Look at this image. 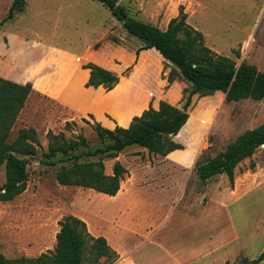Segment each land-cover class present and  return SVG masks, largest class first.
<instances>
[{
    "label": "rangeland",
    "instance_id": "rangeland-1",
    "mask_svg": "<svg viewBox=\"0 0 264 264\" xmlns=\"http://www.w3.org/2000/svg\"><path fill=\"white\" fill-rule=\"evenodd\" d=\"M13 1L0 0V23L6 17ZM178 1L119 0L118 4L126 9L129 18L151 24L161 30L166 29L168 22L178 15L182 7L188 16L187 23L202 33L207 47L219 55L229 57L237 65L244 61L264 73V0H201L202 6L197 8L183 7ZM23 2L22 12L16 13L13 19L0 27V73L7 78L16 79L20 75L23 76L20 81H26L29 76L27 68H42L44 59L48 56L47 52H50L49 48L56 47L79 53L86 47V57L79 63L80 65L93 63L120 77L118 84L108 94L110 102L123 103L122 109L113 113L118 125L125 126L133 115H141L145 110L147 105L141 103L139 98L141 92L146 93L148 99H151L152 107L161 101L181 106L182 91L183 89L189 91V84L184 82L176 69L153 49L140 52L135 62V51L141 43L129 36L122 23L113 18L99 2L95 0H23ZM112 38L116 39V42H113ZM237 54L239 58L236 57ZM129 67L131 69L127 71ZM42 74L36 73L37 76ZM168 79H172V83H168ZM36 86L40 87L41 84L36 83ZM95 92H98V89H90L86 94ZM188 115L189 119L182 131L174 137V141L182 149L173 153L171 157L180 160V157L185 155L190 162L194 155L191 150L193 148L197 153L195 162L203 163L223 153L228 144L246 130L264 124V99L226 103L222 93L205 97L195 95L192 97ZM73 118V115L56 103L42 96L32 95L28 97L9 132L7 142L10 144L16 139L19 130L34 129L40 148H37L35 156L26 157L28 180L25 191L9 202H0V253L7 260L12 261L21 257L37 258L41 254L52 252L58 222L63 217L73 215L86 223L85 206L82 204L84 199L87 201L96 198L92 204L96 208L100 203L104 206L110 202H102V197L99 196L105 195L91 189L57 184L55 174L58 170L69 168L74 162L88 160L72 158L62 161L58 155L52 158L58 162L56 166L46 164L44 153L47 152L48 132L55 135L63 133L67 141L76 140L78 135H82L88 141L90 150L103 146L89 125L77 117ZM85 119L90 121L88 117ZM66 123L70 125L66 127ZM105 124L111 125L108 122ZM82 151L83 148L71 155L79 157ZM120 154L119 161L128 171L121 184L131 183L130 172H136L137 166L139 169H145L147 167L145 164L152 166L156 164L154 156L137 146H131ZM112 162L111 159L104 160L107 173ZM251 163L254 167L250 166ZM237 169L235 176L239 179L243 178L245 170L252 173L261 172L264 177V146L258 149L250 160L246 159L238 165ZM195 175L193 170L189 181L182 180L181 172L171 176V187L168 191L171 198L179 194L182 185L187 186L185 200L177 208H182L189 198L192 200L199 198L192 196L193 192L201 193L203 187L201 180L199 177L195 178ZM137 177L142 178L143 174L138 173ZM223 177L220 186L230 187L228 178ZM252 181L255 182L256 178ZM4 182V165H0V186ZM134 191L141 194L146 204L143 213L159 217L163 215V209L159 204L161 196L155 189V183L135 187ZM210 192L205 191L208 198H214L215 195ZM255 203L259 205L254 211H249L247 216H243L247 211L232 209L231 219L240 242L243 237L252 236L248 241L250 242L248 253L256 259L264 249V180L261 186L251 190L241 205L250 207ZM171 204L176 206L172 201ZM224 222L222 215L217 230ZM173 224V228L179 232L180 223L175 221ZM203 231L205 245L206 237H209L208 229L204 227ZM94 234H98V230H95ZM182 243L179 236L177 244ZM217 258L219 257L216 256L215 259ZM242 258V255H239L229 264H252L244 262ZM99 264H106V259H100Z\"/></svg>",
    "mask_w": 264,
    "mask_h": 264
},
{
    "label": "trees",
    "instance_id": "trees-1",
    "mask_svg": "<svg viewBox=\"0 0 264 264\" xmlns=\"http://www.w3.org/2000/svg\"><path fill=\"white\" fill-rule=\"evenodd\" d=\"M96 1V0H95ZM105 7L113 18L122 23L126 33L137 39L141 45L135 51V62L140 52L155 50L165 61L171 64L180 78L189 84L190 89H183L181 106H174L167 102H159L158 108L151 105L140 116L132 118L128 128L116 126L113 130L102 127L94 122L81 118L89 125L103 146L89 149V143L82 135L76 140L67 141L63 133L57 135L47 133V152L44 153L46 164L56 166V156L61 160L86 159L84 162H74L69 168H61L55 174V180L60 186H76L91 189L107 196H115L120 188V181L126 174L117 156L131 146L146 149L149 154L166 156L175 150H181L173 138L178 135L189 119L188 110L192 97L210 96L222 93L226 103L250 99L260 101L264 99V73L256 70L246 62L239 65L229 57L222 56L211 50L204 43L201 32L187 23V14L181 7L178 15L172 18L165 30L128 17L126 9L119 5V0H97ZM23 0H14L0 27L13 19L16 13L23 10ZM124 18L127 21L124 22ZM113 42L116 39L112 38ZM239 58V55H236ZM89 70V79L85 87H102L106 92L112 90L119 82V77L93 63L83 66ZM131 67L127 69L129 71ZM168 79V83H172ZM32 92L30 83L19 85L0 78V165H4L5 182L0 186V202H9L22 194L27 187V159L37 154L40 143L34 129L19 130L12 143L7 142L9 132L21 110L24 108L28 96ZM185 95H187L185 97ZM147 94L140 93V102L146 104ZM70 123H66V127ZM264 146V124L246 130L233 142L228 144L225 151L203 163L198 161L194 170L205 183L208 179L226 175L230 187L234 186V169ZM83 148L81 156L71 153ZM114 160L112 175L104 172V160ZM251 167L254 165L251 163ZM59 231L55 239L52 252L41 254L37 258L21 257L7 260L0 253V264H99L105 258L106 264H113L117 260L116 253L108 246L103 237H92L86 224L72 216L63 217L59 222ZM264 260V249L252 261L258 264Z\"/></svg>",
    "mask_w": 264,
    "mask_h": 264
},
{
    "label": "crops",
    "instance_id": "crops-1",
    "mask_svg": "<svg viewBox=\"0 0 264 264\" xmlns=\"http://www.w3.org/2000/svg\"><path fill=\"white\" fill-rule=\"evenodd\" d=\"M178 2L179 5L186 8L202 6L201 0H179ZM49 50L50 52H47L48 56L44 59L42 68L38 66L37 69H33L34 67L27 68L29 76L26 81H20L23 77L20 75L16 79H10L0 73V78L19 85L30 83L32 92L29 96H42L66 109L74 118L81 119L91 115L94 122L110 130H113L116 126L128 128L132 118L140 116L133 115L125 126L118 125L113 113L121 110L123 103L110 102L108 94L114 88L106 92L102 87H85L89 79V70L84 69L79 63L82 60L84 61L86 57V47L79 53L56 47L49 48ZM37 72L43 73L42 76H37ZM36 83H40L41 86H36ZM90 89H98V92L86 94V91ZM144 98L147 105L145 110H147L151 99ZM153 108L157 109L158 103ZM90 121L93 122L91 119ZM105 122L111 125H106ZM173 140L175 139L173 138ZM191 150L194 155L190 162H188L185 155H182L180 160L173 159L171 155L178 150L164 157L149 154L146 150L147 154L154 156L156 162L154 166L145 164V167L147 166L145 169H139L137 166L136 172H130L131 183L121 184L128 174L125 168L127 172L120 181L117 194L111 197L107 195H105L107 197L99 196V198L102 197L101 201H104V203L110 201L107 205L102 206L100 203L96 208L92 206L96 198L86 201V223L83 222L86 224L87 232L92 237H103L107 241L108 246L117 255V260L113 264H229L239 255H242V259L247 263L255 260L254 256L248 253L250 248V242L248 241L252 236L243 237L240 242V237L236 234V228L232 223L231 211L234 208L239 209L240 212L247 211V214H243V216H247L250 213L249 211L256 209L259 204L255 203L249 207L241 205V202L250 194L252 189L262 185L264 180L262 173L257 171L252 173L245 170L243 178L239 179L235 176L238 170L237 166L234 169L233 188H222L220 186V181L224 180L223 176H226L224 174L214 176L205 183L200 181L203 186L202 192L199 194L192 193V196L195 195L199 198L196 197L194 200L189 198L182 208H177L185 200L187 186L182 185L179 194L171 198L168 196L171 187L170 179L172 175L181 172L183 175L182 180L188 179L187 181H189L197 159L196 150L193 148ZM140 158L138 157V159ZM115 160L119 161V157L117 156ZM113 163L114 160L108 173L107 165L104 163V172L108 176L112 175ZM139 164L140 162L137 165ZM138 173L143 174V177L138 178ZM197 177L196 174L195 178ZM255 178L256 181H252ZM149 183H155V189L160 193L161 200L159 204L163 209L161 217L143 213L146 204L141 194L134 191L135 187ZM206 190H210V193L215 195L214 198H208V194L205 193ZM171 201L176 206H173ZM169 204L170 206H168ZM222 215L225 222L221 225L219 228L221 231H219L217 228ZM175 221L180 223L179 232H176V228H173ZM204 227L211 231V233L207 231L209 237H206L205 245ZM59 228L58 224L57 232ZM168 229L169 232L167 233ZM95 230H98V234H94ZM179 236L182 238V244H177ZM216 256L219 258L215 259ZM262 262L264 260L259 263Z\"/></svg>",
    "mask_w": 264,
    "mask_h": 264
},
{
    "label": "bare ground",
    "instance_id": "bare-ground-1",
    "mask_svg": "<svg viewBox=\"0 0 264 264\" xmlns=\"http://www.w3.org/2000/svg\"><path fill=\"white\" fill-rule=\"evenodd\" d=\"M104 197H107V196H104ZM82 204H84V206L86 207V199H84V201H82Z\"/></svg>",
    "mask_w": 264,
    "mask_h": 264
},
{
    "label": "water",
    "instance_id": "water-1",
    "mask_svg": "<svg viewBox=\"0 0 264 264\" xmlns=\"http://www.w3.org/2000/svg\"><path fill=\"white\" fill-rule=\"evenodd\" d=\"M124 22H126L127 21V18H124V20H123ZM182 131V129L180 130V132Z\"/></svg>",
    "mask_w": 264,
    "mask_h": 264
}]
</instances>
